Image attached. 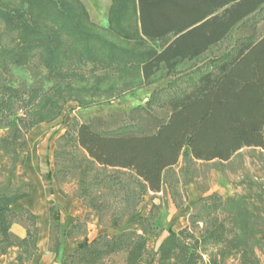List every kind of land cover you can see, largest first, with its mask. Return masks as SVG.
<instances>
[{"label": "trees", "instance_id": "obj_1", "mask_svg": "<svg viewBox=\"0 0 264 264\" xmlns=\"http://www.w3.org/2000/svg\"><path fill=\"white\" fill-rule=\"evenodd\" d=\"M263 10L264 0H110L107 28L124 33L132 27V36L165 40L159 49L143 53L103 38L80 0H0V126L16 118L10 133L0 138V150L10 159V177L0 184V256L17 247L15 259L22 264L36 250L35 216L26 208L13 209L28 196L27 183H19L26 133L54 118L69 100L87 107L96 96L92 90L100 91L110 77L94 76L92 82L80 77L71 70L76 58L113 70L134 64L137 75L124 80L134 86L124 90L162 77L167 83L150 92V110L134 109L137 122L98 129L104 126L102 118L92 117L68 124L56 140L55 181L74 179L82 203L97 214L103 187L118 190L127 222L140 231L99 234L67 253L60 264H106V257L120 252L125 253L123 264H200L211 246L205 264H222L230 256H237L238 264H260L255 246L264 232V208L258 206H264V199L258 186L242 195L199 197L187 225L178 231L168 228L153 255L146 247L149 217L134 208L142 195L160 192L164 183L175 198L179 185L192 181L197 162L221 171L243 148L264 149V21L257 19ZM36 53L54 81L47 92L33 87L25 94L3 82L10 66L30 67ZM185 64L188 70L182 68ZM79 80L86 81L76 86ZM114 81L106 89L116 86ZM85 88L92 89L87 99L80 95ZM22 109L23 115H17ZM180 159L185 165L176 173ZM107 169L127 170L131 178L102 179L100 170ZM48 215L51 222L58 219L50 199ZM120 220L112 215L110 226L119 230ZM14 223L24 225L25 237L10 231ZM82 224H71L66 235L71 237Z\"/></svg>", "mask_w": 264, "mask_h": 264}, {"label": "rangeland", "instance_id": "obj_2", "mask_svg": "<svg viewBox=\"0 0 264 264\" xmlns=\"http://www.w3.org/2000/svg\"><path fill=\"white\" fill-rule=\"evenodd\" d=\"M80 1L86 7L88 20L96 27L99 34L116 45L128 47L137 52L149 53L159 49L165 41L157 42L132 36L134 33L132 27H127L128 32L124 33H118L111 28H107V10L110 0ZM257 19L258 21H264V10L258 14ZM2 28L0 23V31ZM4 41L7 42L8 39L5 38ZM70 64L71 70L91 82L94 76L104 75L105 73L110 77L106 81H102L101 86H99L100 91L89 88L83 89L85 94L80 93V95L85 96L86 99L88 98L86 93L91 90L92 94L96 95L93 96L92 102L87 107H82L77 100H69L62 105L59 113L54 118L36 124L25 135L26 148L22 165L24 176H22L19 183L21 181L26 182V190L30 194L32 180L35 178L38 180V183L34 180L31 194L25 202L32 204L34 207L39 206L36 193V188L39 185L42 200L46 201L47 198L52 200L58 212L57 220L52 222L48 219L45 220L46 247L37 261L39 264H51V259L56 261L59 255H66L72 250L88 244L99 234L113 235L123 229H135L140 233L137 225L127 222V206L121 204L118 190L111 191L110 187H103L104 202L99 214H97L82 203L74 179L68 178L59 183L55 181L52 177L54 171L53 151L56 140L64 133L70 123L87 122L90 118L98 116L102 118V123H104V126L98 129H115L137 122L139 112H135L134 109L138 106H141L144 110L149 109V101L146 100L150 92L165 86L167 83V79L162 77L152 84L133 90H124L134 86L124 81L126 78L129 80L137 75L134 64L126 63L115 70L109 67H101L95 63L82 62L76 58H73ZM182 68L188 70L189 64L183 65ZM86 80H79L76 86ZM111 81L116 82V86L111 90L110 88L106 89ZM3 82L23 89L26 94L33 87H39L42 92H47L54 81L47 75L46 69L41 65L40 56L36 53L30 67L10 66L9 74ZM131 82L133 83V81ZM154 108L157 109L158 106H154ZM23 113L24 109L18 111L17 115L22 116ZM15 123L16 118L11 117L7 124L0 126V138L7 136ZM9 163V154H4L0 150V184L5 183L7 178L10 177ZM184 165L183 160L180 159L173 170L179 173ZM194 167L196 172L192 176V181L185 185L180 184L175 198L172 197L168 184L164 183L160 192H146L135 206V212L149 217V225L146 228V247L149 254L153 255L155 253L156 243H159L167 235L168 228L178 231L187 225L192 203L201 196L213 192H217L223 198L242 195L250 193L251 186H253L252 191L258 186L259 190L262 191V199H264V149L243 148L225 164L221 171L211 164H202L201 162H197ZM116 175L126 180L131 178L130 173L124 169L100 170L102 179ZM17 179L15 178L13 181L18 183L19 180ZM46 190L50 193H46ZM261 200L254 199L257 203H261ZM20 202L13 205L15 211H19L22 207ZM258 206L264 208L261 204H258ZM23 207L33 211L30 205ZM260 213L262 214V211ZM40 214L41 212L38 211L39 218ZM114 214L121 219L119 230L110 226V220ZM261 216L264 219V216ZM76 221L82 222V227L75 229L73 235L68 237L66 231ZM20 229H24V225L14 224L11 226V232L15 235ZM55 247H57V255L54 253ZM213 251L214 247H209L204 253L203 261L200 264H205L209 254ZM255 251L261 255L262 263H264V245L262 242L255 246ZM16 253L17 248H10L6 254L0 256V264H12ZM124 258V252L114 253L105 258V263L123 264ZM236 259L237 256H230L222 264H236ZM153 264L161 263L156 262Z\"/></svg>", "mask_w": 264, "mask_h": 264}, {"label": "crops", "instance_id": "obj_3", "mask_svg": "<svg viewBox=\"0 0 264 264\" xmlns=\"http://www.w3.org/2000/svg\"><path fill=\"white\" fill-rule=\"evenodd\" d=\"M34 180H35V182L38 183V180L36 178L32 180L30 194H31V190H32V186H33ZM36 189H37V191H36L37 198L39 199V206L38 207H34V206H32V204H27L25 202L29 198V196H30L29 193H28V196H26L25 198L19 200V201H21L20 203L22 204V207L21 208L28 209L27 207H23V206H27V205H30L31 206V208H32V210L34 212L31 211V209L30 210L28 209V210L35 216L36 225L38 227V234H37V241H36V250H35L34 254L32 255V257L28 261H26V262H24L22 264H27V263L28 264H39V263H37V261L40 259L41 255H42V253H43V251H44V249L46 247V227H45V220L46 219L49 220V215H48V200H49V198H47L46 201L45 200H42V194H41V190H40L39 185L37 186ZM38 211L41 212L40 218L37 215L38 214ZM14 224H19V223H14ZM14 224H12V225H14ZM11 226H10V231H11ZM14 230H16V229L14 228ZM25 233H26L25 228L24 229H20V230L17 231V235L16 236L19 237V238H23V237H25ZM259 239L261 240L262 244L264 245V232L259 235ZM160 242L159 243H156V245L154 247V250L155 251L158 248ZM13 248H17V247H13ZM17 252H18V250H17ZM255 253H256V256L258 257L259 261H260V264H264V263H262L261 255H259L256 251H255ZM55 255H57V254H55ZM1 256H3V255H1ZM64 256L65 255H59V257L56 258V261L53 260V259H51V264H60L61 258L64 257ZM203 257H204V255H203ZM156 262L157 261L155 260L154 263H156ZM2 264H4V263H2ZM12 264H19L17 262V260L15 259V257H14V260L12 261ZM236 264H238V258L236 259Z\"/></svg>", "mask_w": 264, "mask_h": 264}]
</instances>
